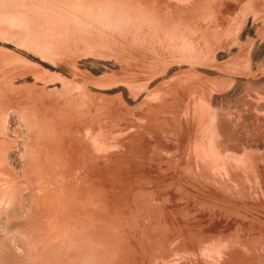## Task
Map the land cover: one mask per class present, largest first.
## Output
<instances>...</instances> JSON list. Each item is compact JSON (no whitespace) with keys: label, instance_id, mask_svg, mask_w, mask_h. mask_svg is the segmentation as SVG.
<instances>
[{"label":"rangeland","instance_id":"374dc122","mask_svg":"<svg viewBox=\"0 0 264 264\" xmlns=\"http://www.w3.org/2000/svg\"><path fill=\"white\" fill-rule=\"evenodd\" d=\"M0 264H264V0H0Z\"/></svg>","mask_w":264,"mask_h":264}]
</instances>
